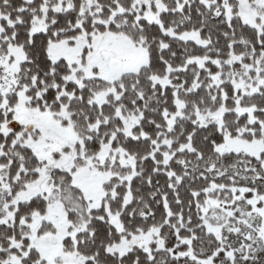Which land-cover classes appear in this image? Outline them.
<instances>
[{"label":"snow or ice","instance_id":"1","mask_svg":"<svg viewBox=\"0 0 264 264\" xmlns=\"http://www.w3.org/2000/svg\"><path fill=\"white\" fill-rule=\"evenodd\" d=\"M0 264H264V0H0Z\"/></svg>","mask_w":264,"mask_h":264}]
</instances>
